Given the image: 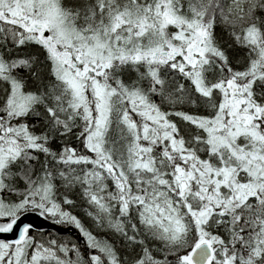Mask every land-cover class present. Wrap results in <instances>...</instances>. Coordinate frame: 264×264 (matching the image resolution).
<instances>
[{"label":"snow or ice","instance_id":"obj_1","mask_svg":"<svg viewBox=\"0 0 264 264\" xmlns=\"http://www.w3.org/2000/svg\"><path fill=\"white\" fill-rule=\"evenodd\" d=\"M0 264H264V0H0Z\"/></svg>","mask_w":264,"mask_h":264},{"label":"water","instance_id":"obj_2","mask_svg":"<svg viewBox=\"0 0 264 264\" xmlns=\"http://www.w3.org/2000/svg\"><path fill=\"white\" fill-rule=\"evenodd\" d=\"M34 222L40 225H43L45 227H47L46 222H44L43 220H39V219H34ZM62 231L65 233L66 236H73L75 235V229H71V228H64L62 229Z\"/></svg>","mask_w":264,"mask_h":264},{"label":"trees","instance_id":"obj_3","mask_svg":"<svg viewBox=\"0 0 264 264\" xmlns=\"http://www.w3.org/2000/svg\"><path fill=\"white\" fill-rule=\"evenodd\" d=\"M66 238H71V236H66Z\"/></svg>","mask_w":264,"mask_h":264}]
</instances>
